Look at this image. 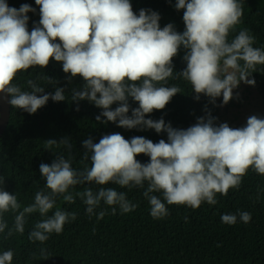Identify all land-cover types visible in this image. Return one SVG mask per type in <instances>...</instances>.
<instances>
[{"label": "clouds", "instance_id": "1", "mask_svg": "<svg viewBox=\"0 0 264 264\" xmlns=\"http://www.w3.org/2000/svg\"><path fill=\"white\" fill-rule=\"evenodd\" d=\"M35 4L40 20L29 32L27 13L35 9L28 4L16 9L0 0V93L10 97L8 103L35 114L49 99L64 101L62 87L37 95L45 88L33 80L27 81L30 92L13 83L19 72L46 68L54 59L62 62L69 79H83L82 90L73 89L71 100H88L102 109L97 122L166 132L167 142L153 143L144 137L127 140L119 133L104 135L98 143L89 138L83 141V159L90 160L91 166L77 170L71 158L63 155H57L50 165L41 163L39 171L48 191H37L34 202L24 207L15 194L4 190L5 179L0 177V233L8 229V237L13 231L23 234L26 217L33 213L46 218L35 223L30 241L43 244L51 234L62 233L77 214L56 207L58 197L67 203L79 197L89 216L96 214L102 201L112 206L113 215L115 206L122 214L135 210L137 205L125 192L103 187L110 183L121 188H145L146 183L143 196L149 201L150 215L162 219L169 215L166 204L193 209L204 202L215 205L217 194L226 196L230 189H238L249 169L264 175V118L252 115L246 126L232 128L227 123L216 126V118L208 113L187 129L173 128L163 118H145L182 93L180 87L168 86V80L174 78L173 58L181 46L186 50V68L177 74L191 84L197 100L205 95L215 103L222 95L226 105L241 82L255 86V79L249 77L257 65H264V50L253 47L255 37L247 30L228 39L243 16L240 0H176V10H184L183 33L171 23L161 29L155 11L141 9L137 15L130 0H35ZM129 98L139 105L131 109V116ZM117 102L119 106L112 110ZM60 145L71 149L69 138L49 139L44 149ZM141 154L150 161L137 160ZM93 183L101 187L70 191ZM153 193H161L163 201ZM106 211H100L97 219H103ZM9 212L15 213L12 228L4 217ZM239 218L248 223L251 214L240 212ZM221 220L234 225L237 215L224 214ZM48 255L42 248L41 256ZM13 256L12 250L3 251L0 264H12Z\"/></svg>", "mask_w": 264, "mask_h": 264}, {"label": "trees", "instance_id": "2", "mask_svg": "<svg viewBox=\"0 0 264 264\" xmlns=\"http://www.w3.org/2000/svg\"><path fill=\"white\" fill-rule=\"evenodd\" d=\"M243 7L241 22L230 32L231 41L242 30H247L255 37L253 47L264 50V0H240ZM9 7L19 9L28 4L34 12H28V30L39 24V6L35 0H6ZM133 11L139 15L141 9L152 10L160 15L161 29L173 24L178 33H183L184 10H176V0H130ZM59 42V41H57ZM186 50L180 47L178 55L173 58L174 73L168 80V86H178L182 93H177L163 110H154L146 119L158 121L161 118L166 124L176 129H187L197 123L198 118L208 113L215 117V125L223 123L220 119L217 101L201 95L197 100L192 86L177 73L186 68L183 57ZM243 63V62H241ZM51 78V81L49 80ZM70 78L62 68V62L50 60L46 68L31 67L17 74L13 83L22 91H31L27 81L33 80L44 87L43 95L54 93L56 87L65 90L66 99L54 102L49 99L45 106L35 114L10 105L8 124L0 137V177L5 179L4 190L17 196L18 202L28 206L34 202L37 191L48 190L41 176V163L51 164L57 155L71 158L73 168L83 170L91 166L90 160H84L86 149L83 141L92 138L94 143L107 134L119 133L125 139L144 137L153 143L161 139L167 142V133H157L154 129H126L117 123H101L96 117L102 109L88 100H71L72 90H82L84 84L80 76ZM250 79H255L256 90L261 99L262 117L264 118V65H257ZM234 100L229 101L231 104ZM131 109L137 108L138 102L129 98ZM119 103L111 108L115 110ZM101 120H106L101 116ZM232 127V128H240ZM69 138L71 149L65 145L53 146L52 150L44 149V142L53 139L59 142ZM141 163H148L146 155L136 157ZM96 191L99 185H77L70 191H83L85 187ZM118 192H125L127 198L137 205L136 209L122 214L117 208L115 215L111 207L101 202L96 214H86V205L76 197L74 203L63 201L58 197L56 207L77 214L74 221L64 225L62 233H53L41 244L30 241L29 233L36 222L45 219L39 213L26 217L23 234L13 231L8 237V229L0 233V254L6 250L14 253L12 264H264V175L251 169L242 179L238 189H230L226 196L217 194V203L201 204L197 209L186 205H167L169 215L154 219L150 215L149 201L143 196L145 188H121L108 184ZM161 198V193H153ZM107 210L103 219H97L100 211ZM55 208L47 215L51 216ZM240 212L251 214V220L244 223L239 218ZM224 214L237 215V222L228 225L221 220ZM15 213H5L8 227L12 228ZM49 255L41 256V249Z\"/></svg>", "mask_w": 264, "mask_h": 264}, {"label": "rangeland", "instance_id": "3", "mask_svg": "<svg viewBox=\"0 0 264 264\" xmlns=\"http://www.w3.org/2000/svg\"><path fill=\"white\" fill-rule=\"evenodd\" d=\"M233 96L232 103L226 105H223L222 95L216 98L223 123L230 127H243L246 126L247 118L252 115L263 118L260 96L250 85L241 82L239 87L233 90Z\"/></svg>", "mask_w": 264, "mask_h": 264}, {"label": "water", "instance_id": "4", "mask_svg": "<svg viewBox=\"0 0 264 264\" xmlns=\"http://www.w3.org/2000/svg\"><path fill=\"white\" fill-rule=\"evenodd\" d=\"M9 96L6 94L0 93V137L3 134L9 120L10 115V104L8 100Z\"/></svg>", "mask_w": 264, "mask_h": 264}]
</instances>
